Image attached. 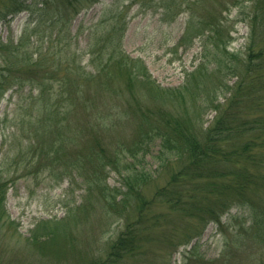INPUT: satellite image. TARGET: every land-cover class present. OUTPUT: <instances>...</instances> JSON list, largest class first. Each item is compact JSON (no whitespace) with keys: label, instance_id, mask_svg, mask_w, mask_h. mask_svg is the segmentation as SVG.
<instances>
[{"label":"trees","instance_id":"trees-1","mask_svg":"<svg viewBox=\"0 0 264 264\" xmlns=\"http://www.w3.org/2000/svg\"><path fill=\"white\" fill-rule=\"evenodd\" d=\"M97 1L0 0V20L27 10L18 42L11 45L17 50H6L9 46L0 40L5 64L0 66V98L13 86L28 87L18 101L29 114L17 129L27 130L18 147L32 159L17 161V166L32 167L33 174L42 168L60 171L59 179L67 177L83 189L78 203L61 201L63 217L41 219L25 240L40 252L52 245L54 255L66 247L74 253L77 239L71 225L79 221L75 212L97 208L105 219H123V227L111 242L97 240L96 252L89 245L88 253L79 249L78 255H84L82 264H117L125 253L142 248L141 238L147 237L140 232L150 224L146 209L155 200L174 211L168 220L186 231L180 243L198 237L214 222L226 235L223 261L217 264H229L228 257L233 258L230 264H264V0H215L213 12L207 14L201 13L208 11L206 0L197 1L201 9L187 16L179 43L186 41L184 37L189 42L198 38L199 61L173 87L156 83L140 57L123 51L126 21L119 9L113 8L108 28L89 27L83 48L90 54L92 69L74 62L75 51L71 58L67 50L72 43L78 47L79 39L76 31L71 34V20ZM228 3L248 28L238 51L227 48L228 29L221 12ZM104 6L108 4L103 3L102 12L108 9ZM52 36L65 42L67 62L50 64L55 59L50 45L31 52L24 47L45 37L48 43ZM209 111L214 114L204 126ZM48 144L51 151L45 152ZM65 146L78 152L65 159L52 157V150L56 155ZM32 152L47 157L40 162ZM147 155L158 163L153 172L166 169L169 174L150 200L142 194L152 178L142 166ZM110 171L119 175V186L106 181ZM7 184L0 169V229L13 238L18 232L5 205ZM131 207L135 219L125 215ZM66 215L69 224L72 220L70 229L63 225ZM193 251L183 264H189Z\"/></svg>","mask_w":264,"mask_h":264},{"label":"rangeland","instance_id":"rangeland-1","mask_svg":"<svg viewBox=\"0 0 264 264\" xmlns=\"http://www.w3.org/2000/svg\"><path fill=\"white\" fill-rule=\"evenodd\" d=\"M197 1L199 0H98L88 6L87 9L80 11L71 20V34L76 31L80 42L78 41V47L72 43L67 51L71 56V52L74 50V62H80L84 68L91 70L90 54L85 53L83 48L89 27L96 24V28L99 30L108 28L111 24L110 16L113 8L119 9L122 19L126 21L121 41L123 51L130 57H140L145 62L152 78L159 85L163 87L178 86L183 82L185 71L193 69L199 61L200 40L198 38H192L193 41L189 42V38L184 37L183 40L186 41L179 43L185 32L184 26L187 16L190 12L201 9V4ZM103 3L108 4V6H104L108 9L102 12L100 8ZM216 4L217 1L215 0H206L204 9L208 11L201 13L213 12L211 9ZM221 14L224 16L225 27L228 29L226 31L229 41L228 50H241L248 33L246 24L238 20L236 7L230 6L229 3ZM26 19L27 10H22L13 16L8 15L6 19L0 20V40L6 45L5 47L9 46V48H5L6 50L13 51L15 49L11 45L18 42ZM41 29L43 28L41 27ZM47 32L46 29L43 33ZM224 37L226 38V35ZM45 40L43 42L38 40L31 44L26 43L23 46L26 51L31 52V50H42L44 46L50 45V50L55 59L52 57L48 62L50 64H54L56 61L57 63H64L67 60L66 55L69 56L64 45L65 42L58 43L53 36L49 38L48 43ZM1 65L5 64L0 57ZM94 81L95 77L90 83L94 84ZM27 93V86L17 90L13 86L0 98V169L3 175H7L5 205L10 218L17 223L16 230L18 232L17 235L10 238L7 237L9 235L5 230L0 229V264H82L84 255H78V250L80 249V253L86 254V250L87 253L89 251L87 247L91 245V252H96L99 249L96 246L97 240L111 242L123 227L124 221L123 219L115 220V217L105 219L102 212L97 208L93 212L91 210H77L75 213L79 221L73 225H71L72 220L70 224L68 221L70 215H66L63 225L66 228L68 226L69 229V225H71L72 232L77 239V253H73L66 247L57 256L53 254L52 245L40 252L38 248H32L28 240H25L29 231L41 219L61 218L65 215V207L61 202L63 199L69 201L70 205L76 204L83 193L79 182L69 183L67 177L59 179L60 171H48L42 168L33 174L31 173L32 167L26 169L21 164L17 166V161L25 162L32 159L30 154H20L18 147L21 138H26L28 134L27 130L19 132L17 129L21 119L29 114L26 108L19 106L21 103L19 101ZM213 114V111H209L205 115L204 126L210 123ZM78 117L81 119V115ZM49 144L46 146L45 152L51 151ZM77 152L75 147L65 146L59 149L56 155L55 151L52 150L51 155L65 159L73 157L72 155ZM32 153L33 159H39L40 162H44L47 157L44 152L42 154ZM21 157L23 159H20ZM157 164L150 155H147L143 160L142 166L152 174V178L143 186L142 194L147 200L152 199L155 189L166 184L168 180L169 174L166 169H158L157 172H153ZM106 181L110 186L120 185L119 175L115 171L108 173ZM68 187L72 188L73 191L68 190L67 193ZM230 211L234 212L236 208H231ZM241 211L245 212L246 210L241 209ZM171 212L174 211L167 208L165 204L155 200L154 202L150 201L145 215L147 223L150 224L140 232V235L147 237L141 238L142 248L125 253L122 261H118L117 264H183L187 261V254L192 248L194 251L191 253L193 256L189 259V264L222 263L221 257L226 241L225 233L219 231L214 222H209L198 237L180 243V238L186 231L182 230L177 221L170 222L168 220ZM127 214H129V219L136 217L132 207L125 215ZM226 217L227 214L225 213L222 221H225ZM18 236H22L21 241ZM7 248L12 250H6ZM43 251L46 253L41 254ZM227 259H229V264L233 261L232 257Z\"/></svg>","mask_w":264,"mask_h":264}]
</instances>
